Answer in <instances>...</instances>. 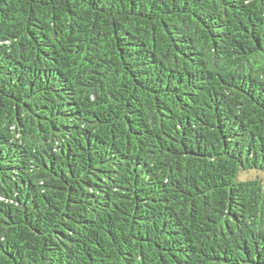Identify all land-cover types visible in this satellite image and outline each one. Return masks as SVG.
I'll use <instances>...</instances> for the list:
<instances>
[{
    "label": "trees",
    "instance_id": "trees-1",
    "mask_svg": "<svg viewBox=\"0 0 264 264\" xmlns=\"http://www.w3.org/2000/svg\"><path fill=\"white\" fill-rule=\"evenodd\" d=\"M264 0H0V264H264Z\"/></svg>",
    "mask_w": 264,
    "mask_h": 264
},
{
    "label": "rangeland",
    "instance_id": "rangeland-1",
    "mask_svg": "<svg viewBox=\"0 0 264 264\" xmlns=\"http://www.w3.org/2000/svg\"><path fill=\"white\" fill-rule=\"evenodd\" d=\"M255 177L261 178L264 182V173L259 172V171L241 172L238 176V179L241 181H245V180L252 179Z\"/></svg>",
    "mask_w": 264,
    "mask_h": 264
}]
</instances>
